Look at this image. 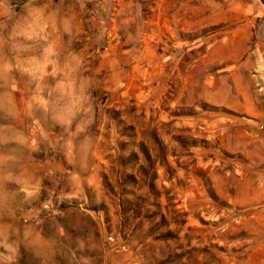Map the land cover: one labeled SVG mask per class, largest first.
<instances>
[{
    "label": "rangeland",
    "instance_id": "rangeland-1",
    "mask_svg": "<svg viewBox=\"0 0 264 264\" xmlns=\"http://www.w3.org/2000/svg\"><path fill=\"white\" fill-rule=\"evenodd\" d=\"M0 264H264V0H0Z\"/></svg>",
    "mask_w": 264,
    "mask_h": 264
}]
</instances>
